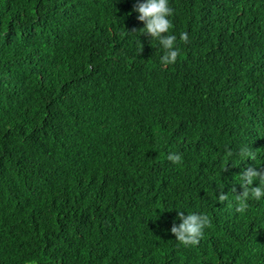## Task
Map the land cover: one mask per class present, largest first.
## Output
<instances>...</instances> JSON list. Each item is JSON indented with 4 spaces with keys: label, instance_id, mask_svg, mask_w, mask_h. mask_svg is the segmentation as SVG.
<instances>
[{
    "label": "trees",
    "instance_id": "obj_1",
    "mask_svg": "<svg viewBox=\"0 0 264 264\" xmlns=\"http://www.w3.org/2000/svg\"><path fill=\"white\" fill-rule=\"evenodd\" d=\"M169 3L165 66L137 0H0V264H264V0Z\"/></svg>",
    "mask_w": 264,
    "mask_h": 264
},
{
    "label": "clouds",
    "instance_id": "obj_2",
    "mask_svg": "<svg viewBox=\"0 0 264 264\" xmlns=\"http://www.w3.org/2000/svg\"><path fill=\"white\" fill-rule=\"evenodd\" d=\"M134 11L139 13L137 19L144 24V27L138 32L143 36H150L152 45L153 42L156 43L158 50L162 53L160 55L162 65L167 66L175 63L180 49L177 46V36L171 31L173 26L171 17L174 14V9L169 0H137ZM125 32L129 33L126 30ZM187 38V33L180 34L181 40H187ZM139 42L141 43L140 37ZM233 155L239 158L240 163L251 160L256 164V151H253L248 145L240 147ZM167 159L173 163H178L182 157L175 152H170ZM261 169H264V165L248 167L236 176L239 177L236 183L243 189L240 194H234V188L231 191L235 197L237 211H242L251 200H264V170ZM217 198L220 202H224L228 199V194L221 191ZM176 210H178L180 222L178 224L174 222L170 229L176 238L175 241L178 245L185 247L199 245L205 229L209 225L208 216L203 212L192 211L185 214L183 210Z\"/></svg>",
    "mask_w": 264,
    "mask_h": 264
}]
</instances>
